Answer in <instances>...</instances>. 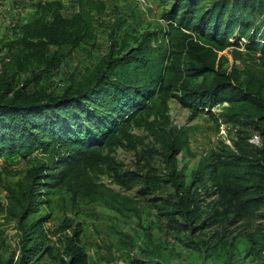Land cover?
<instances>
[{
    "label": "rangeland",
    "instance_id": "374dc122",
    "mask_svg": "<svg viewBox=\"0 0 264 264\" xmlns=\"http://www.w3.org/2000/svg\"><path fill=\"white\" fill-rule=\"evenodd\" d=\"M52 1L59 4L63 18H78L71 30L84 36L73 47L60 45L64 55L59 65L29 83L31 65L23 60L20 27L39 14L48 18L39 9ZM172 2L0 0V89L10 84L58 95L109 55L132 56L139 50L148 53L140 72L134 73L137 81L144 78L152 86L160 77L161 82L138 107L125 109L111 145L91 142L98 143L104 162L82 164L77 151L66 158L40 149L25 157L16 151L0 156L1 262L16 259L22 240L34 253L28 264H60L71 228L78 223L86 264H262L264 201H246L256 195L264 164V126L251 120L247 102L211 108L181 102L176 77L188 59L177 51L180 34L164 17ZM253 4L242 15L255 22L256 41L264 42V6L260 0ZM237 13L226 8L224 15ZM237 34L235 29L229 35L233 45L215 51L216 66L235 71L243 85L248 80L264 85V51L247 48L250 35ZM210 78L187 82L194 87ZM97 114L102 126L118 122L116 112ZM93 126V120L80 124L81 129ZM170 147L178 148L174 156ZM41 164L57 173L59 184L39 191L36 210L18 222L17 183L27 169ZM170 172L181 183L180 194L188 188L189 199L201 211L191 224L162 208L176 199ZM65 223L71 227L65 228ZM201 240L208 244L199 245Z\"/></svg>",
    "mask_w": 264,
    "mask_h": 264
},
{
    "label": "trees",
    "instance_id": "16d2710c",
    "mask_svg": "<svg viewBox=\"0 0 264 264\" xmlns=\"http://www.w3.org/2000/svg\"><path fill=\"white\" fill-rule=\"evenodd\" d=\"M203 1H211L204 5ZM255 0H173L164 17L168 24L180 34L177 51L188 60L178 70L176 88L180 90L181 102L187 106L193 102L200 108L213 107L223 102H247L253 114L251 120L264 126V85L252 80L242 84L235 71L222 70L216 66V50L233 45L230 34L237 29V37L250 35L247 48L257 47L264 51V42L256 41L258 28L255 22L245 17L243 11L254 6ZM264 6V0H260ZM226 8L239 14L225 17ZM48 13V18L41 14L32 17L20 27L19 42L25 50L23 60L31 65L29 83L38 81L40 75L56 68L64 53L60 45L67 43L73 47L83 39V32L71 30L78 18H63L59 13V4L54 1L44 3L40 9ZM48 46H54L50 50ZM112 47V45L110 46ZM110 48L109 51H111ZM148 52L139 50L132 56L110 55L77 82H71L60 94L53 95L42 90L26 91L24 87L12 88L10 84L0 89V156L16 151L25 157L40 149L50 151L63 158L72 157L82 164L90 161H106L96 149L98 143H113V132L120 130L119 119L125 116V109L138 107L140 102L151 97L160 86L159 79L152 86L147 81H137L135 72H140L141 65ZM210 75L208 83L190 87L187 78ZM149 80V76H148ZM137 81V83H136ZM151 81V80H149ZM27 82L25 83V85ZM108 110L117 113V123L102 126L98 122V111ZM93 120L92 128H80L83 121ZM69 121L71 123H69ZM128 144L129 135L122 131ZM96 140L98 143H91ZM174 156L178 148L169 149ZM68 152L70 154H68ZM256 195L247 199V203L264 201V164H260ZM47 168V169H46ZM50 167L43 164L29 168L17 183L16 199L18 203V222L32 214L40 200L35 198L39 191L59 184L57 173H51ZM48 170V171H47ZM169 181L175 189V198L162 207L166 214H177L187 224H191L201 212L195 201L189 199L186 188L180 194L181 183L173 172ZM185 195V196H184ZM70 222V221H66ZM65 223V228H70ZM79 225L71 228V235L59 258L60 264H86L85 255L79 245ZM207 242L199 241V245ZM34 255L32 247L21 240L19 252L11 264H28ZM259 258L264 264V251H259ZM11 260V259H10ZM0 264H5L0 261Z\"/></svg>",
    "mask_w": 264,
    "mask_h": 264
},
{
    "label": "built area",
    "instance_id": "2783aa9c",
    "mask_svg": "<svg viewBox=\"0 0 264 264\" xmlns=\"http://www.w3.org/2000/svg\"><path fill=\"white\" fill-rule=\"evenodd\" d=\"M5 60H7V59H5Z\"/></svg>",
    "mask_w": 264,
    "mask_h": 264
}]
</instances>
